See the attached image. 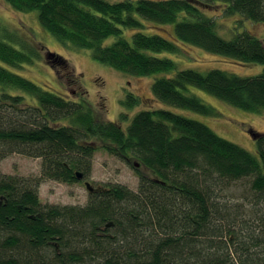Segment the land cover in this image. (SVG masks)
Segmentation results:
<instances>
[{
	"label": "trees",
	"instance_id": "1",
	"mask_svg": "<svg viewBox=\"0 0 264 264\" xmlns=\"http://www.w3.org/2000/svg\"><path fill=\"white\" fill-rule=\"evenodd\" d=\"M4 1L18 12H37L66 48L89 50L124 75L153 77L156 102L217 118L196 88L231 107L264 112V71L242 77L181 69L171 57L189 46L264 65V38L245 30L226 39L218 15L210 16L222 8L224 17L264 25V0ZM155 25L165 35L147 32ZM0 37V166L13 154L42 160L39 178L0 168V264H264V132H251L252 153L203 122L161 108L140 111L124 129L103 119L86 92L73 99L16 72L43 59L42 51L1 29ZM46 57L68 68L63 56ZM141 102L129 93L121 103L134 109ZM96 139L111 155L137 162L138 191L106 184L85 206L43 205L42 182L73 184L89 175Z\"/></svg>",
	"mask_w": 264,
	"mask_h": 264
},
{
	"label": "rangeland",
	"instance_id": "2",
	"mask_svg": "<svg viewBox=\"0 0 264 264\" xmlns=\"http://www.w3.org/2000/svg\"><path fill=\"white\" fill-rule=\"evenodd\" d=\"M221 13L222 8L210 10V16L218 15L219 31L226 39L232 38L236 32L245 30L254 32L257 36L264 38L262 37L264 36V25L242 21L239 16L224 17ZM148 25L152 27V24ZM164 28L155 25L153 30L148 29L147 32H160L165 35L163 33ZM166 28L169 33L173 34V25ZM0 29L2 33H12L19 39L36 44L38 49L42 51L43 59L35 61L34 64L26 65L21 70H15L16 72L46 89L58 94L69 95L73 99L79 92H86L85 94L90 103L105 120L121 122V126L126 129L132 118L140 111L151 108L167 109L203 122L219 136L252 153H256V144L251 132H264V112L255 114L231 107L196 88H192V92L217 109L219 112L217 118L203 116L189 110L156 102L152 92L153 77L124 75L109 66L99 63L89 50L66 48L42 27L37 12H18L4 0H0ZM132 33L133 31L129 30L125 32L129 38ZM114 40L115 38H110L107 44L113 43ZM48 51L57 53L67 59L68 68L59 64H50V60L46 57ZM171 57L178 62L181 69L192 68L201 72L220 69L242 77L259 75L264 71V65L242 64L189 46L185 47V52L182 55H172ZM80 77H82L81 81L79 80ZM74 80L79 82L74 85ZM129 93H133L141 99L140 106L129 109L122 105L121 102L127 98ZM122 113L126 114L128 118L120 120ZM94 145L97 147V151L93 158L92 169L84 180L73 184L57 181L42 182L39 188V198L43 205H87L90 192L86 182L90 183L95 189L106 184H118L133 191H138L140 179L134 169V164L137 162L131 161L128 164L111 155L104 148L103 142L98 139L94 140ZM139 167L148 176H153L147 168ZM0 168L6 175L19 178H39L42 173V160L13 154L1 163ZM247 190L248 188L244 183L238 188V197L242 198Z\"/></svg>",
	"mask_w": 264,
	"mask_h": 264
},
{
	"label": "water",
	"instance_id": "3",
	"mask_svg": "<svg viewBox=\"0 0 264 264\" xmlns=\"http://www.w3.org/2000/svg\"><path fill=\"white\" fill-rule=\"evenodd\" d=\"M137 166H139V164H137ZM77 177H78V179H83L84 175H83L82 173L78 172V173H77ZM86 186H87V188H88V190H89L90 193H93V192L98 191V189H95V188H94L90 183H88V182H86ZM2 204H3V201H2V199H0V207L2 206ZM110 225H111V224H109L108 226H110Z\"/></svg>",
	"mask_w": 264,
	"mask_h": 264
},
{
	"label": "bare ground",
	"instance_id": "4",
	"mask_svg": "<svg viewBox=\"0 0 264 264\" xmlns=\"http://www.w3.org/2000/svg\"><path fill=\"white\" fill-rule=\"evenodd\" d=\"M2 201H3V199H2Z\"/></svg>",
	"mask_w": 264,
	"mask_h": 264
}]
</instances>
